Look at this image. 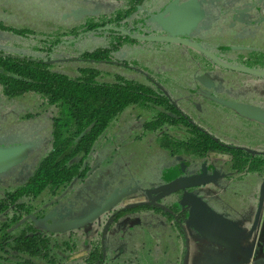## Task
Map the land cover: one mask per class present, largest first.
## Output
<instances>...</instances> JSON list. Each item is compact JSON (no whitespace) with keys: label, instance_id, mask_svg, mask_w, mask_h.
I'll list each match as a JSON object with an SVG mask.
<instances>
[{"label":"rangeland","instance_id":"374dc122","mask_svg":"<svg viewBox=\"0 0 264 264\" xmlns=\"http://www.w3.org/2000/svg\"><path fill=\"white\" fill-rule=\"evenodd\" d=\"M125 1L0 0V51L41 57V51L46 46L43 39L59 36L62 42L51 48L47 59L43 60L50 64L51 69L73 75L77 73L78 68L91 65L100 69L102 80H111L117 73L142 81L151 79L161 86L178 108L185 111L195 123L221 143L253 151L263 149L264 126L227 108L225 100H237L254 108H264V79L251 74H241V78L237 77L241 81H235V77H231L228 70L220 68L227 64L215 59L220 65L217 70L225 76L221 82L234 87L235 94L229 92L218 96L194 93L196 88H204L197 80V76L202 72L198 70L200 65L197 67L199 60L196 59L201 54V48L190 44L179 46L176 43L157 41L162 35L155 33L160 30L157 29L160 28L159 19L163 16L160 12L167 8L171 0H142L134 6V14L131 13L127 21L132 20L135 12H141L145 14L141 23L146 26L133 33L128 31L138 43H123L113 53V60L97 64L92 60L77 57L83 51L110 44L114 40L113 36L105 30L101 33L86 32L79 35L80 37L65 36L63 33L77 27L88 15H108L113 9L124 6ZM238 1L217 0L210 6V10L219 8L215 3L221 2V8H233L232 13L236 14L241 2ZM150 13L158 14L154 17L149 16ZM236 16L234 15L235 19ZM246 17L250 19V15L247 14ZM152 21L156 24L152 25ZM247 32L251 33V29L248 28ZM190 47L197 51V55ZM131 60L135 63L134 67L131 64L124 66L123 62ZM215 75L216 72L211 79H214ZM217 81H220L218 77ZM217 87L218 84H215V88ZM57 113V107L35 93L28 92L14 97H6L0 93V194L3 187H12L25 180L37 160L51 147L52 120ZM147 118L148 113L137 106L126 108L113 120L87 154L88 167L85 175L72 179L58 189L56 194L43 192L38 197L37 204L44 212L38 218L30 217L32 226L42 236L55 241L57 246L54 251L58 264H83L82 258L96 241L100 245L101 259L96 264H106L107 253L111 264H118V261L123 263L125 256L122 255L123 252L117 256L119 241L116 239L120 235L122 246L124 220L139 217L142 224L155 215L149 210L122 212V207L144 202L147 195L151 201L157 200V204L166 206L172 203L174 208L181 207L178 194L162 196L143 186L153 184L157 180H160L158 185H162L172 177L184 174L185 171L180 165L187 161L186 158L189 161L195 160L190 158L191 154L184 158L170 156L168 150L160 146L158 133L144 128ZM218 154L225 157L222 153ZM212 157L213 155L207 159V163L211 164ZM254 178L255 173H247L239 182L231 183V189L225 193L242 202L247 196L248 188L254 184V180L256 182ZM123 187H126L128 192L114 209L102 213L86 224V227L67 230L54 228L55 223L79 219L86 215L98 207L108 195ZM115 209H118L116 214L112 212ZM50 225L53 226L50 228ZM108 235L109 240H104ZM141 239L136 236L130 241L128 248L131 252L124 258L127 264H172L176 257L183 264L189 262L186 254V235L181 237L172 234L171 239L167 238L171 251L173 249L172 255L168 257L161 255L154 246V236ZM65 242H68L69 247ZM10 256L6 255L8 258ZM21 257L26 259L25 253H21ZM33 261L46 264L36 258ZM7 263L11 264V261L0 264Z\"/></svg>","mask_w":264,"mask_h":264},{"label":"trees","instance_id":"16d2710c","mask_svg":"<svg viewBox=\"0 0 264 264\" xmlns=\"http://www.w3.org/2000/svg\"><path fill=\"white\" fill-rule=\"evenodd\" d=\"M126 1L124 6L113 9L108 15L84 17L77 27L63 33L65 36L78 37L86 32L101 33L105 30L113 36L114 40L110 44L79 53V59L106 63L114 59L113 53L123 43L133 44L137 41L129 32L126 34L114 29L126 25L121 20L138 2ZM260 8L258 1L252 3L248 10L260 26L254 32L255 36L251 37V45L248 43L249 36L238 35L225 23L212 22V26L200 35L189 32L181 35V38L195 44L201 45V37L212 44L200 47L201 54L196 59L200 62L201 71L214 72L216 67H220L215 61L219 59L225 64L264 72V19H258L259 15L264 16V12H260ZM47 38L43 39L46 46L41 51V57L0 51V93L14 97L32 92L57 107L58 111L52 120L51 147L37 160L25 180L15 186L2 188L0 263L40 264L33 261L34 258L46 264L59 263L54 251L57 246L55 241L35 232L32 226L30 217L38 218L44 212L38 206L37 199L43 192L56 194L72 179L84 176L88 167L86 157L92 146L113 120L130 106H137L148 113L144 128L158 133L160 146L168 150L170 156L184 158L191 154L192 160L201 161L213 152L222 153L225 155V171L264 174V153H252L242 147L221 143L190 122L161 86L151 79L142 81L117 73L111 80H102L100 69L91 65L78 68L73 75L51 69L50 64L43 60L47 59L51 48L62 40L59 36ZM194 52L196 54L197 51ZM123 64L135 66L132 60ZM158 184L160 180L143 187L151 192ZM65 243L69 247L68 242ZM21 253H25L26 259L21 257ZM6 255L11 256L8 258ZM100 260V245L96 241L82 261L83 264H96Z\"/></svg>","mask_w":264,"mask_h":264},{"label":"crops","instance_id":"0c3cea01","mask_svg":"<svg viewBox=\"0 0 264 264\" xmlns=\"http://www.w3.org/2000/svg\"><path fill=\"white\" fill-rule=\"evenodd\" d=\"M213 1L199 0L201 3L200 9L203 10V24L209 22V26L206 29L203 28V32L212 26L213 21H210V17L213 14L209 10V5ZM173 43L172 41L170 44ZM198 70L201 71L200 67ZM193 92L203 95H214V93L206 92L202 88L195 89ZM234 103L242 104V102L225 100V106L237 112L231 106ZM259 109L264 111V108ZM237 113L252 122H257L264 126V121ZM244 149L252 153H264V148L256 151L249 148ZM211 155L213 157L211 164H209L207 159L211 158ZM223 160L224 156L221 154L211 153L205 159L195 161L197 163L189 161L187 158V161L180 165L181 169L185 171L180 176H191L195 175L198 164L202 162L203 167L207 170L206 176L209 177L208 181L203 184L187 188L185 191L177 190V193H174L178 194L177 197L181 200V207L184 210L181 227L183 230L182 236L186 235L188 243L186 254L189 257V262H184V264H264V196L255 228L252 232H249L256 209L259 184L264 174L259 175L255 172H250L255 173L256 182L254 180V184L248 188L247 196L242 202H239L232 195H227L225 191L231 189V183L239 182L249 172L233 173L225 171ZM213 172L215 173L213 174ZM234 188L237 192V188ZM185 192L189 193L188 197L185 196ZM130 219H125L122 224L123 245H120V235L116 239L117 242L119 241L117 244V256H119L120 252H123L122 255L125 256L123 257V263L118 261V264H127L124 258H127L129 256L128 252H131L128 248L130 241L138 236L134 234L136 222L130 221ZM175 222V219H173V230L175 229L174 226H176ZM107 239L109 240V235L106 238L104 237V240L107 241ZM242 241L247 242L244 244ZM172 253L173 249L170 255ZM106 259V264H111L109 253H107ZM174 261L172 264H183L177 257ZM143 264L157 263L144 262Z\"/></svg>","mask_w":264,"mask_h":264},{"label":"flooded vegetation","instance_id":"af4514ba","mask_svg":"<svg viewBox=\"0 0 264 264\" xmlns=\"http://www.w3.org/2000/svg\"><path fill=\"white\" fill-rule=\"evenodd\" d=\"M142 0H138L137 4H140L139 2ZM186 1H190L191 2V7L193 8V12H194V17L193 20L191 22H189L188 24H174L172 25V29L174 30H179L174 38L170 35V33H168V31L166 30V28L164 27L165 25L163 24V19L171 12V10L176 7L177 5L186 2ZM217 0H214L212 3H210L209 6L213 5L214 2H216ZM221 1V0H220ZM241 1V2H240ZM260 2L261 4V8H260V12H264V0H255V2ZM127 1H125L126 3ZM238 2H240V7L237 9V13H232V9L230 10H225L223 8H221V2L215 3L216 6H219V8H217L216 10H211V13L213 14L212 17H210V21H213V23H225L226 27H230L232 28L231 30L235 31L238 35L242 34V36H249V41L248 43L251 45L252 44V39L251 37L255 36L254 32H256L260 26H258L256 23V19L254 18L253 13H249L248 10L251 9V5L252 3H255L254 1L251 2L250 0H239ZM136 4V5H137ZM200 2L199 0H171L169 5L167 6V8H165L164 11H161L160 13L163 14V16L159 19V26L160 30H156L155 33H159V35H162L160 39H154L157 41H161V42H169L171 43L172 41L174 42L173 44H177L179 46L187 45H194L198 48L202 47V46H210L212 45L210 43V41L204 40L203 37H201V45L199 44H195L189 40H186L185 38H181L182 36L180 35H184L185 33L189 32V33H194L196 35H200L201 33H203V28H207L209 26V22L206 24H203V10H200ZM135 5V6H136ZM214 5V6H215ZM134 8V7H133ZM133 8L129 11L128 15L122 19L121 21H125L126 25L124 27H115L114 29L119 30L123 33H128V31H131L130 33L136 32L137 30H141L144 29L143 27H145L146 25H144L143 22L144 18H145V14L141 13V12H135L136 15H134V17L132 18V20L130 22L127 21V18L131 15ZM151 9V8H149ZM210 10V8H209ZM236 11V10H235ZM134 14V13H132ZM152 13L148 14L149 16H156L158 13ZM250 15V19H248L246 17V15ZM234 15H237L235 19ZM154 16V17H155ZM233 16V18H232ZM264 19V16L260 17V15L258 16V19ZM156 23L152 21V25H155ZM250 28L251 29V33L247 32V29ZM153 33V32H152ZM151 34V33H150ZM135 38V37H134ZM138 43V40L136 41ZM136 42H134L133 44H135ZM122 46V45H121ZM120 46V47H121ZM172 46V45H171ZM197 66L200 65L199 62H197ZM219 67H216L214 72L212 73H208V72H200V76H197V80L198 82L204 87L203 90H205L206 92H212L218 96H223L226 94L232 93L235 94V88L229 86L228 84H226L225 82H221L222 79L225 77L223 76L222 72H220ZM222 68V67H220ZM225 70H228V72H230V76L231 77H235V81L237 80L238 82H240L241 80H239L237 77L241 78V74H251L254 76H258L262 79H264V72L262 71H256V70H252V69H247L245 67L242 66H238L235 64H227L225 65V68H222ZM216 72V75L214 76V79H211V77H213L214 73ZM217 77L220 81H217ZM216 78V79H215ZM216 81V82H215ZM219 82V83H218ZM223 83V84H222ZM233 83V82H232ZM215 84H218V87L215 88ZM199 89V88H196ZM231 100V99H228ZM231 101H237V100H231ZM238 102V101H237ZM177 107V106H176ZM177 109L183 114L185 115L188 120L192 123H194L195 125L199 126L197 123H195L191 117L183 110H181L180 108L177 107ZM200 127V126H199ZM203 163L200 162L198 164V167L196 169V173L195 175H200L201 174V170L204 168L203 167ZM205 169V168H204ZM206 174H207V170L205 169ZM176 177H172V179H174ZM171 180V179H170ZM169 180V181H170ZM168 181H165L164 183H166ZM160 186V185H158ZM157 187V186H155ZM160 193L162 196L167 195V194H173V193H177L175 192H171V193H163V192H157ZM150 196L147 195L146 196V201L144 202H138V203H134L131 204L127 207H122L120 210L123 212L124 210L126 211H132L134 213H136L135 211L138 210H149L151 211L152 215H155L154 217L148 218L146 220V222H143L142 224H140L141 220L139 217H134L131 218V220H133V222H136V225H134L135 230H134V234H137L138 236H140L142 239L147 238V236H154L155 237V242H154V246L158 248L159 252L161 255L163 256H171L170 252H171V248L169 246V242H167V238L169 240V238L171 239L172 234L176 235V236H181L183 234V230L181 227V221H182V217L184 216V213L181 214V211L183 210V207L177 208L176 210H173V205L172 203H168L166 206L165 205H161V204H157V200L156 202L151 201V199L149 198ZM120 201V200H119ZM118 201V202H119ZM117 202V203H118ZM116 203V204H117ZM182 203V202H181ZM111 206L108 210H106L105 212H108L112 209H114L115 205ZM142 205H147L146 207H142ZM118 211V209H115L114 211H112L114 214H116V212ZM104 212V213H105ZM175 212V213H174ZM176 214V215H175ZM114 216V215H112ZM109 219V218H108ZM111 219V217H110ZM173 219H175V225L174 226V230L172 229V221ZM110 221V220H109ZM193 226V224H191ZM36 232V231H35ZM38 233V232H37ZM171 236V237H170ZM141 239V240H142ZM117 250V249H116ZM142 264V263H141Z\"/></svg>","mask_w":264,"mask_h":264},{"label":"water","instance_id":"95a60500","mask_svg":"<svg viewBox=\"0 0 264 264\" xmlns=\"http://www.w3.org/2000/svg\"><path fill=\"white\" fill-rule=\"evenodd\" d=\"M194 12L193 8L191 7V2L186 1L183 2L176 7H174L171 12L163 19L164 27L170 33V35L174 38V36L179 33V30L172 29V25L174 24H188L193 20ZM237 112L241 113L242 115H245L247 117L257 119L259 121H264V111L247 106L242 104H232L231 105ZM215 172H213L214 174ZM209 177L206 176V171L203 168L201 170L200 175H191V176H178L174 179H171L170 181L152 188L151 192L157 193V192H163V193H171L175 192L177 190L185 191L187 188L194 187L200 184H203L207 182ZM128 192L126 187L121 188L118 192L114 191L110 195H108L103 202L87 213L86 215L80 217L79 219H70L67 221H62L61 223H55L54 228H60L61 230H67L72 228H79V227H86V224H88L90 221L94 220L96 217L104 213L106 210H108L111 206L116 204L122 197L126 195ZM185 196H189L188 192H185ZM264 196V177L262 178L259 188H258V197H257V204L256 209L253 215V220L249 229V232H252L255 228V225L258 220L260 208L262 205V200ZM53 225H50L51 228ZM54 230V229H53Z\"/></svg>","mask_w":264,"mask_h":264},{"label":"built area","instance_id":"2783aa9c","mask_svg":"<svg viewBox=\"0 0 264 264\" xmlns=\"http://www.w3.org/2000/svg\"><path fill=\"white\" fill-rule=\"evenodd\" d=\"M241 241V240H240ZM244 244H246L247 241H242Z\"/></svg>","mask_w":264,"mask_h":264}]
</instances>
